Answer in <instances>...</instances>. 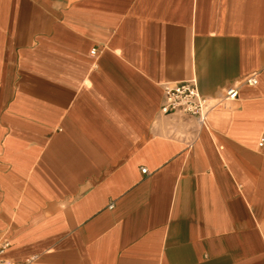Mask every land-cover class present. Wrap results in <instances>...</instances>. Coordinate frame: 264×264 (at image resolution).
<instances>
[{
  "label": "crops",
  "instance_id": "crops-1",
  "mask_svg": "<svg viewBox=\"0 0 264 264\" xmlns=\"http://www.w3.org/2000/svg\"><path fill=\"white\" fill-rule=\"evenodd\" d=\"M189 79L202 125L161 111ZM3 241L7 264H264V0H0Z\"/></svg>",
  "mask_w": 264,
  "mask_h": 264
},
{
  "label": "built area",
  "instance_id": "built-area-1",
  "mask_svg": "<svg viewBox=\"0 0 264 264\" xmlns=\"http://www.w3.org/2000/svg\"><path fill=\"white\" fill-rule=\"evenodd\" d=\"M96 48L91 50V53H95ZM244 83L249 85H255L257 78L255 74L247 75L243 78ZM163 103L161 111L163 113H177L183 116L194 118L198 124H204L206 115L211 104L209 99L198 93L196 88V82L194 79L184 80L176 82L172 86L163 84ZM237 97V89L232 87L226 91L225 98L228 100H234ZM141 172L145 173L146 168H141ZM10 243L3 241L0 243V264H7L4 259V254Z\"/></svg>",
  "mask_w": 264,
  "mask_h": 264
}]
</instances>
